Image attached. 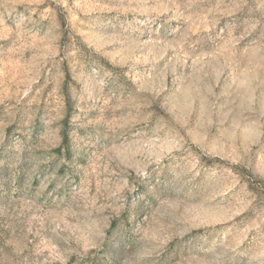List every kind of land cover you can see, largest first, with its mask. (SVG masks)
Returning <instances> with one entry per match:
<instances>
[{"label":"rangeland","instance_id":"obj_1","mask_svg":"<svg viewBox=\"0 0 264 264\" xmlns=\"http://www.w3.org/2000/svg\"><path fill=\"white\" fill-rule=\"evenodd\" d=\"M0 264H264V0H0Z\"/></svg>","mask_w":264,"mask_h":264},{"label":"trees","instance_id":"obj_2","mask_svg":"<svg viewBox=\"0 0 264 264\" xmlns=\"http://www.w3.org/2000/svg\"><path fill=\"white\" fill-rule=\"evenodd\" d=\"M67 139H68V135H67V132H65V134H64V143L67 141Z\"/></svg>","mask_w":264,"mask_h":264}]
</instances>
